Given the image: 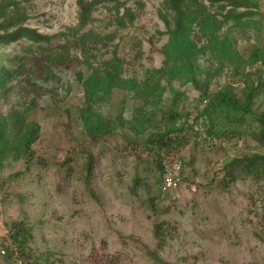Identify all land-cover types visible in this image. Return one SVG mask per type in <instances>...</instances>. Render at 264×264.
I'll use <instances>...</instances> for the list:
<instances>
[{"label":"rangeland","instance_id":"374dc122","mask_svg":"<svg viewBox=\"0 0 264 264\" xmlns=\"http://www.w3.org/2000/svg\"><path fill=\"white\" fill-rule=\"evenodd\" d=\"M247 2L249 8L236 12L254 15L228 21L220 32L229 42L228 58L214 51L200 55L190 81L187 74L173 79L160 74L165 62L161 49L173 27L163 0L97 5L93 21L80 33L90 30L106 45L89 48L86 56L73 47L69 35L77 24L76 0H18L26 16L24 27L49 41L0 44V68L14 72L6 84L8 93L0 99V116L32 102L27 120L38 126L29 165L7 157L0 166L1 256L10 244L11 224L26 217L34 236L33 259H48L39 264H264V187L248 178L229 183L221 172L227 160L262 152L253 140L257 125L246 116L230 128L238 134L222 137L207 135L206 118L197 117L208 96L221 88L239 97L244 76L259 69L262 88L251 110L264 112V65L247 63L254 47H264V0ZM217 6L210 11L221 18L224 11ZM126 9L133 14L131 24L124 17ZM121 17L124 28L116 25ZM60 45L68 48L65 64L47 63V71L38 46L58 54ZM113 51L124 61L122 77L136 85L130 91L112 90L100 110L115 122L114 131L91 142L79 120L82 88L77 73L87 76L86 63L96 67ZM169 113L180 118L170 123ZM166 124H184L181 136L188 144L178 148L172 142L161 151L147 144ZM88 154L93 158L90 175ZM175 160L182 162L180 185L167 190L159 165L165 172ZM156 225L162 230L159 244Z\"/></svg>","mask_w":264,"mask_h":264},{"label":"trees","instance_id":"16d2710c","mask_svg":"<svg viewBox=\"0 0 264 264\" xmlns=\"http://www.w3.org/2000/svg\"><path fill=\"white\" fill-rule=\"evenodd\" d=\"M105 1L108 0H76L77 24L69 29V35L72 38L73 47L77 48L84 56L89 53V48H95L98 44L106 45L103 43V38L94 35L90 30L80 33L93 21L91 14L94 8ZM206 1L208 6L201 0H163V9L171 15L173 27L167 31L168 42L161 49L165 55V62L160 74L168 75L169 79L180 78L187 74L190 81H193L197 60L200 55H204L207 51H214L216 55L225 59L228 58L230 46L226 38L220 36L222 28L228 21L239 22L242 18L254 15L248 10L236 12L238 9L250 7L247 0ZM215 4L218 5L220 12L224 11V14L220 16L221 18H219V14L210 11V8ZM115 12L118 15L117 9ZM124 17L127 18L129 24L132 23L133 14L129 9L125 10ZM162 20L168 27L166 18L162 16ZM25 21L26 16L20 12L18 0H0V44L8 45L18 39H25L34 44L49 41V37L24 27ZM116 25L124 28L126 26L124 18H118ZM195 28L198 37L195 36L193 39L192 33ZM106 39L111 40L113 36H107ZM200 39L205 40V45L201 47L197 45ZM38 47L43 52V67L47 71L50 68L46 65L47 63L51 65L65 64V57L68 55L67 46H58V49L61 50L58 54H51L49 48ZM112 53L110 59L103 61L96 67L86 63L89 70L87 76H83L81 72L77 73V80L82 88V106L79 109V120L86 137L91 142H98L114 131L115 122L105 118L100 110L101 106L108 102L112 90L130 91L136 85L135 81L126 80L122 77L124 61L116 56L115 51ZM247 63L264 65V47H254L249 53ZM260 73H262L261 69L244 76V89L239 97L233 94V90L229 88H221L208 96V99L205 100L207 105L197 116L202 119L206 118V122L209 124V129L206 130L207 135L217 134L222 137H230L233 134H238L230 128L241 125L246 116L252 117L257 125L253 140L262 152L224 162L221 167L222 180L227 179L229 183L248 178L255 184L264 187V112L254 114L251 110L253 101L259 96L262 88ZM256 75H258L257 81H252L251 77ZM13 79L14 72L0 68V99L8 93L9 88L6 87V84ZM153 85L158 86V82ZM30 107H32V102L24 110L12 109L5 116H0V166L7 157H12L15 161H23L26 165L31 162L33 154L31 145L37 136L38 126L27 120ZM168 116L170 123L180 118V115L176 113H169ZM145 120L150 121L149 119ZM183 126L184 124H179L177 127L174 124H166L163 132L157 128L156 132L148 137L146 143L158 151L165 149L170 144L172 145V142H176L178 148L184 147L188 144V138L181 136ZM229 133L232 134L228 135ZM92 162L93 158L88 154L86 163L88 175L92 172ZM159 168L160 175H163L164 169L161 164ZM161 231V227L158 225L154 227V237L158 244L162 241ZM9 242V246H4L2 256L0 255L2 264H34L36 263L35 260L39 264L41 263L39 261H48L42 256L33 259L34 254L31 245L34 242V236L26 217L11 224ZM31 259H33L32 263H30Z\"/></svg>","mask_w":264,"mask_h":264},{"label":"built area","instance_id":"2783aa9c","mask_svg":"<svg viewBox=\"0 0 264 264\" xmlns=\"http://www.w3.org/2000/svg\"><path fill=\"white\" fill-rule=\"evenodd\" d=\"M182 162L175 160L163 174V184L167 190H175L180 185Z\"/></svg>","mask_w":264,"mask_h":264}]
</instances>
